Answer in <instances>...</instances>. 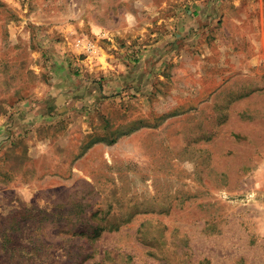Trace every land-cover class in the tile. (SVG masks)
Returning a JSON list of instances; mask_svg holds the SVG:
<instances>
[{
  "label": "rangeland",
  "instance_id": "rangeland-1",
  "mask_svg": "<svg viewBox=\"0 0 264 264\" xmlns=\"http://www.w3.org/2000/svg\"><path fill=\"white\" fill-rule=\"evenodd\" d=\"M0 264H264V0H0Z\"/></svg>",
  "mask_w": 264,
  "mask_h": 264
}]
</instances>
